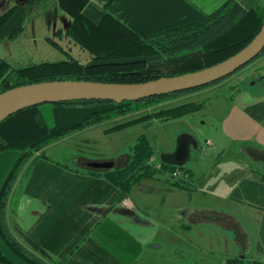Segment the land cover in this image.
I'll return each instance as SVG.
<instances>
[{
  "label": "crops",
  "instance_id": "1",
  "mask_svg": "<svg viewBox=\"0 0 264 264\" xmlns=\"http://www.w3.org/2000/svg\"><path fill=\"white\" fill-rule=\"evenodd\" d=\"M223 1L87 0L82 13L94 23L109 15L145 37L196 21L210 11L211 4L218 6ZM236 1L247 10L264 9V0ZM1 3L0 14L11 6L15 8L0 27V45L4 40L20 38L28 29L30 38L50 44L49 38L56 41L59 30V37L65 33L69 43L77 45L67 34L71 17L57 0ZM58 44L60 48L54 46L58 51L70 53V46ZM43 105L51 113V105L42 104V110ZM241 111L244 126L237 127L236 134L242 128L250 134L239 137L243 141L237 150L246 158L236 156L232 162L226 179L229 191L223 193L233 209L193 204L188 199L197 191L192 172L180 178L181 185L171 184L164 174L142 176L120 198V191L104 171L85 165L103 157L74 153L71 167L62 159L65 152L54 159L44 153L45 146L25 163L9 191L5 219L10 232L49 264H184L204 263V259L210 262L211 257L219 258L221 264L234 257L264 263V98L243 104ZM92 127L64 139L91 131ZM123 156L118 157V164ZM245 182L250 185L248 195L242 199L230 196ZM203 184L204 179H200L198 188Z\"/></svg>",
  "mask_w": 264,
  "mask_h": 264
},
{
  "label": "trees",
  "instance_id": "2",
  "mask_svg": "<svg viewBox=\"0 0 264 264\" xmlns=\"http://www.w3.org/2000/svg\"><path fill=\"white\" fill-rule=\"evenodd\" d=\"M57 1L59 7L71 17L67 34L74 43L88 52L89 62L80 61L66 50L63 59L20 66H12L1 59L0 92L18 85L55 79L132 83L194 71L236 53L256 35L264 21L263 8L247 10L236 0H224L196 21L140 37L109 15H104L97 23L88 20L82 13L87 0ZM14 8L15 5L0 14V27ZM49 40L60 48L56 41L51 38ZM262 56L264 48L234 73ZM227 77L197 88L137 101L115 103L109 100L82 99L53 103L50 104L53 120L51 126L45 122L42 104L23 108L0 121V264H49L13 236L5 219L6 203L13 182L36 151L76 131L141 109L164 105L172 99L214 86ZM203 104V101H189L160 107L146 114V118L165 120L179 117L201 109ZM131 151L126 166L102 170L105 177L120 191V198L142 176L168 174L175 177L177 175L173 173L178 174L179 168L184 167L168 165L159 159L154 164V149L144 135L139 136ZM157 163L159 167H156ZM186 173L191 174L188 170ZM180 180L175 179L170 183L181 185ZM249 189V183L245 182L235 188L230 196L242 199L248 195L246 193ZM255 263L238 257L227 260V264Z\"/></svg>",
  "mask_w": 264,
  "mask_h": 264
},
{
  "label": "rangeland",
  "instance_id": "3",
  "mask_svg": "<svg viewBox=\"0 0 264 264\" xmlns=\"http://www.w3.org/2000/svg\"><path fill=\"white\" fill-rule=\"evenodd\" d=\"M4 3H1L3 5ZM217 6L215 2L209 7L210 10ZM5 8V5L2 9ZM27 30V29H26ZM31 30L13 41H2L0 45V57L12 66H20L28 63H39L42 61H54L63 59L61 53L43 39L30 38ZM55 34L54 39L64 48H67L72 56L82 62H89L88 53L82 51L77 45L69 43L65 33ZM259 98H264V58L243 67L222 82L200 90L189 93L178 99H172L164 105L155 108H145L122 117L110 119L98 123L91 131L80 135L59 139L47 145L44 153L57 158V154L65 152L62 156L71 167L74 153H82L90 157H103L100 161L114 160L122 156V161L115 164L114 168L119 169L127 165L130 160L131 149L139 136L144 135L154 149L153 161H157L161 152L172 151L176 139L181 133H190L198 143L197 149H191V156L184 167H180L178 175L173 177L165 175L168 182L187 176V170L193 173V185L197 191L188 196L193 204L199 203L205 207H225L233 209V204L223 197V193L229 191L227 177L233 168L236 156L245 159L244 154L237 150L240 143L239 137L250 134V130L242 128L239 135L237 127L244 126L242 123L241 107L243 104L252 103ZM204 101V108L179 117H171L165 120L146 118V114L158 110L160 107H170L185 102ZM43 115L48 126L53 124L50 111L47 105H43ZM126 123V124H125ZM122 124V125H121ZM118 125H121L118 127ZM116 127V128H115ZM112 132L106 133L110 129ZM208 141V142H207ZM72 152V153H71ZM105 157V158H104ZM195 158H198L197 161ZM97 160L98 159H94ZM155 164V162H154ZM156 175V174H155ZM154 176V175H153ZM200 179L204 184L198 188ZM225 181V182H224ZM11 201V198L10 200ZM10 203L7 205V212ZM237 211V209L234 208ZM237 213H239L237 211ZM24 242V241H23ZM221 249V248H220ZM228 251V250H227ZM203 255H206L205 253ZM210 262H185L184 264H221L219 258L211 257ZM161 264H169L162 262Z\"/></svg>",
  "mask_w": 264,
  "mask_h": 264
},
{
  "label": "water",
  "instance_id": "4",
  "mask_svg": "<svg viewBox=\"0 0 264 264\" xmlns=\"http://www.w3.org/2000/svg\"><path fill=\"white\" fill-rule=\"evenodd\" d=\"M263 48L264 21L256 35L236 53L194 71L132 83L55 79L18 85L0 92V121L33 105L82 99L120 103L208 85L233 74L260 54ZM192 148H198L195 137L190 133H181L176 139L174 149L161 152L158 158L168 165L184 166L191 156ZM85 165L93 169L106 170L114 168L115 162L88 161Z\"/></svg>",
  "mask_w": 264,
  "mask_h": 264
},
{
  "label": "built area",
  "instance_id": "5",
  "mask_svg": "<svg viewBox=\"0 0 264 264\" xmlns=\"http://www.w3.org/2000/svg\"><path fill=\"white\" fill-rule=\"evenodd\" d=\"M207 142H208V141H207ZM159 166H160V164H159V163H157V164H156V167H159ZM173 175H177V173H176V172H174V173H173Z\"/></svg>",
  "mask_w": 264,
  "mask_h": 264
}]
</instances>
